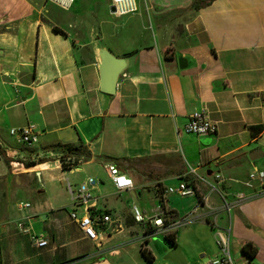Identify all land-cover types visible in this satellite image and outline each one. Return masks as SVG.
I'll use <instances>...</instances> for the list:
<instances>
[{
	"label": "crops",
	"instance_id": "crops-1",
	"mask_svg": "<svg viewBox=\"0 0 264 264\" xmlns=\"http://www.w3.org/2000/svg\"><path fill=\"white\" fill-rule=\"evenodd\" d=\"M195 1L140 0L137 14L122 17L97 12L98 6L109 10L111 0H75L68 11L49 3L78 15L62 17L47 6L49 16L43 17L56 26L35 23L23 35V67L10 60L0 63V146L12 161L8 166L0 161V264H170L164 258L174 247L165 235L174 234L175 245L185 246L182 237L192 232V221L209 225L214 235L216 228L228 230L231 211L241 214L237 208L243 203L242 208L264 213V195H256L264 189L258 180L264 173V0H215L199 11L193 10ZM101 49L126 62L113 95L100 91ZM177 54L189 58L188 69H178ZM202 109L216 134L183 133L190 116ZM29 126L37 138L32 148L9 134ZM254 127H262L257 137L250 132ZM56 145L82 146L90 158L71 172L62 171L55 160L59 155L50 148ZM19 146L36 154L25 157ZM42 157L54 160L26 167ZM91 164L105 176L89 174L84 167ZM107 164L133 181L131 191L116 192ZM251 174L255 180L249 188ZM79 175V185L87 178L97 181L90 191L94 209L112 216L98 242L86 239L70 219L73 212L80 217L83 208L71 198L61 199L65 184ZM182 180L193 184L194 196L165 193ZM33 181L39 190L30 189ZM22 192L43 199L19 211L21 202L13 204ZM130 194L136 204L117 205L118 196ZM221 197L232 206L229 215L220 211ZM133 206L148 219L161 208L166 223L175 227L161 232L151 222L135 224ZM222 214L228 225L221 223ZM24 218H29L24 226L29 234L17 229ZM246 221L244 228L252 229L250 218ZM244 228L234 255L249 243L257 252L253 259L264 264V235ZM153 234H162L161 253L151 247ZM31 236L45 239L47 246L35 247ZM180 247L190 264L188 249ZM198 255L202 263L210 259L204 251ZM234 255L230 250L235 264H250Z\"/></svg>",
	"mask_w": 264,
	"mask_h": 264
},
{
	"label": "built area",
	"instance_id": "built-area-1",
	"mask_svg": "<svg viewBox=\"0 0 264 264\" xmlns=\"http://www.w3.org/2000/svg\"><path fill=\"white\" fill-rule=\"evenodd\" d=\"M50 4L58 7L60 10L68 11L75 0H47ZM139 1L140 0H111L110 7L113 8V13L111 15L122 17V16H132L139 12ZM183 133L187 135H192L197 138H209L216 134V126L212 123L205 110H200L190 116L187 124L183 127ZM9 134L16 139V142L19 145H22L26 148H32L36 142L37 138L33 132V127L29 126L22 129H11ZM73 159L65 158L62 161H58V164L61 167L67 166L71 167V171L75 169L73 167ZM107 175L112 183V186L118 193L125 191H131L133 189V181L127 177L125 174L121 173L116 166L113 164L106 165ZM67 170V172L69 171ZM38 177V175H37ZM216 180L222 181V178L216 176ZM255 180L253 174L249 175V182L246 185L249 188H252V182ZM260 183L264 182V173H260L258 176ZM97 185V181L93 178H87V180L80 184L75 190L73 187L67 183L68 194L74 203L75 207L83 208V214L78 217L76 212L70 214V219L75 222L80 229L83 236L92 241L98 242L102 237V231L107 225L112 224V216L108 213H100L95 208L94 199L90 193ZM165 193L168 195H176L180 198H186L189 196L195 195V189L191 182L189 181H180L175 187H168L165 190ZM257 196L264 195V189L260 191V194ZM221 209L220 211L226 212L228 215L231 210V205L227 203L226 199L221 197ZM238 201H242L244 197L242 195L238 196ZM19 211H24L30 208L29 203H20L18 205ZM161 209V208H160ZM159 209V214L151 219H148L145 214H143L137 207L133 206L131 209L132 219L135 224H145L146 222L150 223L153 228L160 230L161 232H168L172 229L173 225H169L165 221L166 214L163 210ZM29 218L21 219L17 223V229H19L23 234H29V228L24 227L25 223H28ZM175 227V225L173 226ZM230 230L216 228L214 230V244L218 249V254L216 257L205 260L202 264H235L233 259L230 256ZM32 243L35 247L42 249L47 246V241L39 236H31ZM241 254V252H240Z\"/></svg>",
	"mask_w": 264,
	"mask_h": 264
},
{
	"label": "rangeland",
	"instance_id": "rangeland-1",
	"mask_svg": "<svg viewBox=\"0 0 264 264\" xmlns=\"http://www.w3.org/2000/svg\"><path fill=\"white\" fill-rule=\"evenodd\" d=\"M26 4L21 5L20 2L22 0H0V63H6L8 60L13 61L15 63V67L18 69L22 68L25 59H23V50H24V43H23V35L27 34L30 32L32 25L35 23L40 24L41 26L43 24H49L52 27H54V23H51L47 19V13H46V7L51 6L49 5V2L47 0H24ZM103 2L104 0H100ZM14 2V5L16 6H11L9 8V4H12ZM38 5H35L36 3ZM29 7V10H27ZM44 5V7H43ZM56 7V6H55ZM75 7H79L76 5ZM87 7V6H86ZM53 8V7H50ZM58 8V7H57ZM7 9H10L11 11H8ZM54 9V8H53ZM55 12H57L60 16H68V17H75L78 14L76 13V10L72 9L68 13H64L62 11H59L54 9ZM107 10V11H106ZM102 11V14L104 16L109 14L108 7L105 6H98L97 7V12L100 13ZM45 16V18L43 17ZM49 16V15H48ZM56 26V25H55ZM31 39L29 43L33 42V36H30ZM21 58V59H20ZM16 68V74L18 76L21 73H17L19 70ZM24 74V73H23ZM20 151H22L25 155V157H33L34 153L36 151L26 149L23 147H18ZM45 153V152H44ZM36 154V153H35ZM44 161H49L52 162L54 160V157L51 158L49 157L46 159V157L40 158L37 162L35 161V164H39L40 162ZM55 160L60 161V159L57 157ZM34 162V161H32ZM30 162V163H32ZM86 162V161H82ZM24 164V163H23ZM58 164V163H57ZM59 165V164H58ZM60 166V165H59ZM24 167V166H23ZM86 168L85 170L88 171L89 174H98L102 178L105 176L104 171L102 170L101 167L97 166V164H91V165H85ZM15 171L17 168H15ZM21 170V167L19 168ZM63 171V170H62ZM23 173V171H20ZM79 176H74L70 179L69 184L73 187V190L77 188L79 185L78 181L79 180L77 177ZM39 183L36 181H33L30 185V189L32 191L39 190ZM116 198V197H115ZM251 198V197H250ZM41 199H43V195H38L37 193L33 192L31 195L27 192H22L19 196L18 199H16L17 204L13 205H18L19 202L25 203L28 202L33 208L37 207L41 203ZM61 199L63 200H70V196L67 191V186L65 184L64 186V191L61 193ZM118 203L117 205H121L122 207H127L129 202H135L137 203V198L135 194H130L129 196L121 195L118 196ZM247 203L241 204L237 209L238 212L241 214H235L234 211H231V219L230 223L231 225L227 228L230 230V239L232 240L231 245H230V250L231 254L234 255V242H237L238 239H240L239 235L243 236L241 230L244 228V225H248L247 217L250 218L251 224H253V228L251 229L250 226H246L244 228L245 230H250L253 233H260L261 235H264L261 231H264V213H257L256 210L253 207H243ZM240 215V216H239ZM221 223H224L225 225H228V216L227 214H222L220 216ZM244 220L243 222H241ZM248 222V223H247ZM189 225H194L191 227L192 232L190 231H184V236L182 237V241H184L185 246L180 244L176 245L177 247L183 246L184 248L186 247L188 250V258L190 264H202V260L200 259V256L198 253L201 251L206 252L207 256L209 258L216 257L218 254V249L216 248L214 244V235L213 232L210 228L209 225L207 224H200L199 222H191ZM241 226V227H240ZM260 229V230H257ZM262 229V230H261ZM162 234H153L151 241L154 243L151 245L153 251L156 253V251L161 253L162 248L165 244H163V239H162ZM181 248V247H180ZM185 248V249H186ZM242 255L240 254L239 256L234 255V260L240 259ZM250 264H258L257 259H251L249 260Z\"/></svg>",
	"mask_w": 264,
	"mask_h": 264
},
{
	"label": "trees",
	"instance_id": "trees-1",
	"mask_svg": "<svg viewBox=\"0 0 264 264\" xmlns=\"http://www.w3.org/2000/svg\"><path fill=\"white\" fill-rule=\"evenodd\" d=\"M215 0H196L195 4L193 6V10L195 11H199L200 9H203L205 7H208L209 5H211V3H213ZM250 132L252 134L253 137H257L261 132H262V127H254V128H250ZM51 150L53 149V151H56L55 153L59 155V159L60 161L63 162V159L65 158H72L74 163H73V167H76L79 163V161H88L90 158V154L88 153V151L82 147V146H61V145H56L53 147H50ZM50 148L47 149H43L44 152H47L50 150ZM0 161H2L6 166H8L12 161L6 156V153L4 151V149L0 146ZM45 161L43 160V162L40 163H44ZM36 164L34 162L32 163H27L26 167L30 168V167H34ZM71 169V167H67V166H62V170L63 171H67ZM187 181V180H184ZM154 233V231L149 230L147 234H152ZM164 239L172 246L175 247V237L174 234H167L164 236ZM140 252L142 254V256L147 260L150 261L151 257L150 254L146 252L145 249H140ZM241 255L242 257H244L245 259H247L248 261L253 259L256 255V250L251 246V244L249 243H245L242 247H241Z\"/></svg>",
	"mask_w": 264,
	"mask_h": 264
},
{
	"label": "water",
	"instance_id": "water-1",
	"mask_svg": "<svg viewBox=\"0 0 264 264\" xmlns=\"http://www.w3.org/2000/svg\"><path fill=\"white\" fill-rule=\"evenodd\" d=\"M113 8L109 7V12L113 13ZM99 55V74H100V91L106 95H113L118 78L125 71L126 62L114 58L108 51L101 49L98 52ZM177 65L180 71L186 70L191 66L188 57L181 54H177ZM210 140L207 139V142ZM68 172H71L69 170ZM45 220L43 216L41 218ZM164 261L170 264H189L185 255L179 247H174L172 251L164 258Z\"/></svg>",
	"mask_w": 264,
	"mask_h": 264
}]
</instances>
